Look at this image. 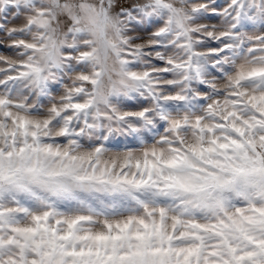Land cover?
I'll list each match as a JSON object with an SVG mask.
<instances>
[{
    "label": "snow or ice",
    "instance_id": "obj_1",
    "mask_svg": "<svg viewBox=\"0 0 264 264\" xmlns=\"http://www.w3.org/2000/svg\"><path fill=\"white\" fill-rule=\"evenodd\" d=\"M0 264H264V0H0Z\"/></svg>",
    "mask_w": 264,
    "mask_h": 264
}]
</instances>
